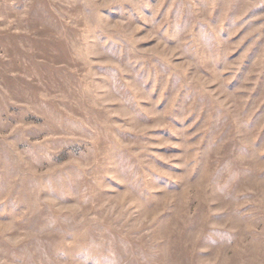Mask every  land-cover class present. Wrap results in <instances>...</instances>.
I'll list each match as a JSON object with an SVG mask.
<instances>
[{
	"label": "rangeland",
	"instance_id": "1",
	"mask_svg": "<svg viewBox=\"0 0 264 264\" xmlns=\"http://www.w3.org/2000/svg\"><path fill=\"white\" fill-rule=\"evenodd\" d=\"M0 264H264V0H0Z\"/></svg>",
	"mask_w": 264,
	"mask_h": 264
}]
</instances>
